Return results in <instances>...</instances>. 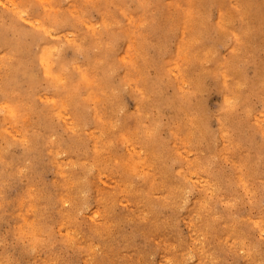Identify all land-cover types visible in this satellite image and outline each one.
<instances>
[{"label":"rangeland","instance_id":"rangeland-1","mask_svg":"<svg viewBox=\"0 0 264 264\" xmlns=\"http://www.w3.org/2000/svg\"><path fill=\"white\" fill-rule=\"evenodd\" d=\"M7 263L264 264V0H0Z\"/></svg>","mask_w":264,"mask_h":264},{"label":"bare ground","instance_id":"bare-ground-1","mask_svg":"<svg viewBox=\"0 0 264 264\" xmlns=\"http://www.w3.org/2000/svg\"><path fill=\"white\" fill-rule=\"evenodd\" d=\"M188 39V38H187ZM210 55V54H209ZM179 87V86H178ZM230 96V95H229ZM224 119V118H223ZM220 127V126H219ZM118 185V184H117ZM113 201V200H112ZM157 225V224H156ZM199 257V256H198ZM209 263V262H208ZM8 264V263H7Z\"/></svg>","mask_w":264,"mask_h":264}]
</instances>
